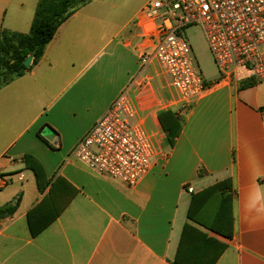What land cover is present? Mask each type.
Returning a JSON list of instances; mask_svg holds the SVG:
<instances>
[{"label":"crops","instance_id":"crops-1","mask_svg":"<svg viewBox=\"0 0 264 264\" xmlns=\"http://www.w3.org/2000/svg\"><path fill=\"white\" fill-rule=\"evenodd\" d=\"M38 2L0 0V29L28 34ZM116 3L90 0L58 29L40 62L0 90V177L7 184L0 207L20 198L16 212L0 219V264H174L187 225L227 246L215 264H264V215L245 207L250 192L264 190V83L219 78L181 115L182 130L166 145L158 116L178 109L176 93L166 95L169 80L153 62L154 83L142 92L133 85L147 2L122 19L106 14ZM129 87L158 152L132 188L71 156ZM26 157L43 169L41 188ZM226 180L231 239L188 218L193 196ZM29 219L36 228L49 225L33 237ZM197 245L196 260L214 256V248L206 255Z\"/></svg>","mask_w":264,"mask_h":264},{"label":"built area","instance_id":"built-area-1","mask_svg":"<svg viewBox=\"0 0 264 264\" xmlns=\"http://www.w3.org/2000/svg\"><path fill=\"white\" fill-rule=\"evenodd\" d=\"M141 15L146 23L145 44L138 51L140 66L133 85L141 92L151 86L155 74L150 66L156 62L177 95L180 115L211 86L181 34L190 25L204 29L221 80L264 83V0H152ZM157 155L153 136L137 118L130 87L71 153L89 170L130 188L150 173ZM6 185L0 177V188Z\"/></svg>","mask_w":264,"mask_h":264},{"label":"trees","instance_id":"trees-1","mask_svg":"<svg viewBox=\"0 0 264 264\" xmlns=\"http://www.w3.org/2000/svg\"><path fill=\"white\" fill-rule=\"evenodd\" d=\"M90 0H39L32 25L28 34L0 29V90L31 71L43 58L47 45L53 40L58 29L78 10L88 5ZM32 57L30 67L24 61ZM165 132V144L173 146L183 125V118L174 110L168 109L158 116ZM27 164L34 170L38 185L44 172L40 164L26 157ZM231 181L218 182L193 196L188 218L199 226L223 237L231 239L233 230V196ZM20 198L0 207V219L12 216L18 209ZM49 225L46 222L36 228L29 219V228L33 237ZM197 244H203L202 250L214 248V256L201 262L196 260V252L201 250ZM214 246V247H213ZM226 245L217 239L208 237L192 226H185L174 264H215L226 249ZM211 248V249H209Z\"/></svg>","mask_w":264,"mask_h":264},{"label":"rangeland","instance_id":"rangeland-1","mask_svg":"<svg viewBox=\"0 0 264 264\" xmlns=\"http://www.w3.org/2000/svg\"><path fill=\"white\" fill-rule=\"evenodd\" d=\"M110 2H117L115 8H107L106 14L108 16H119V18H126L130 14H132L133 10L138 7H141L146 2H150L152 0H109ZM146 3V4H147ZM122 5H124L122 7ZM181 34L185 36L192 48L193 57L195 60V64L200 71L202 78L204 81L212 84L219 80L220 71L216 65L214 56L210 50L209 43L205 34L204 29L200 25H190L181 31ZM156 68L158 72H161L159 65L156 63ZM161 79L168 80L166 76L161 77ZM173 89H166V95L168 97H172L174 95ZM172 109L174 112L178 113V109H174L173 105L167 107L166 110ZM179 114V113H178ZM180 115V114H179ZM181 116V115H180ZM182 117V116H181Z\"/></svg>","mask_w":264,"mask_h":264},{"label":"clouds","instance_id":"clouds-1","mask_svg":"<svg viewBox=\"0 0 264 264\" xmlns=\"http://www.w3.org/2000/svg\"><path fill=\"white\" fill-rule=\"evenodd\" d=\"M245 207L257 215H264V190L250 192Z\"/></svg>","mask_w":264,"mask_h":264},{"label":"water","instance_id":"water-1","mask_svg":"<svg viewBox=\"0 0 264 264\" xmlns=\"http://www.w3.org/2000/svg\"><path fill=\"white\" fill-rule=\"evenodd\" d=\"M32 63V57H28L25 61L24 64L26 67H30ZM43 136L48 139L49 141H52L55 137L54 133L50 129H46L43 133Z\"/></svg>","mask_w":264,"mask_h":264}]
</instances>
